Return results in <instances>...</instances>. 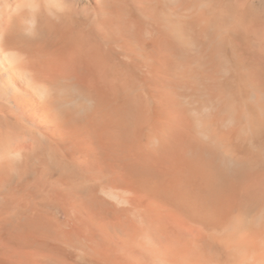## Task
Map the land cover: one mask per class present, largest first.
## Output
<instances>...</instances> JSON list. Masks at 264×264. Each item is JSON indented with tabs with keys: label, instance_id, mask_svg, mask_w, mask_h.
Wrapping results in <instances>:
<instances>
[{
	"label": "bare ground",
	"instance_id": "bare-ground-1",
	"mask_svg": "<svg viewBox=\"0 0 264 264\" xmlns=\"http://www.w3.org/2000/svg\"><path fill=\"white\" fill-rule=\"evenodd\" d=\"M0 264H264L259 0H0Z\"/></svg>",
	"mask_w": 264,
	"mask_h": 264
},
{
	"label": "rangeland",
	"instance_id": "rangeland-1",
	"mask_svg": "<svg viewBox=\"0 0 264 264\" xmlns=\"http://www.w3.org/2000/svg\"><path fill=\"white\" fill-rule=\"evenodd\" d=\"M260 1H261V4H260ZM259 8L261 10H264V0H259Z\"/></svg>",
	"mask_w": 264,
	"mask_h": 264
}]
</instances>
